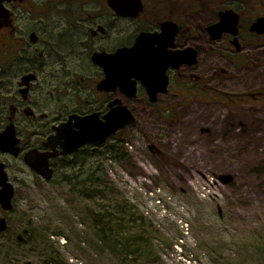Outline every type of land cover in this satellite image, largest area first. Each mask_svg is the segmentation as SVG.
Returning <instances> with one entry per match:
<instances>
[{"label":"rangeland","instance_id":"1","mask_svg":"<svg viewBox=\"0 0 264 264\" xmlns=\"http://www.w3.org/2000/svg\"><path fill=\"white\" fill-rule=\"evenodd\" d=\"M49 1L16 4L22 12L15 39L29 41L31 31L42 36L26 8L46 10ZM261 42L258 59L246 41L243 62L223 51L224 41L214 44L216 92L261 91L258 101L230 102L215 93L152 104L141 94L118 96L135 122L107 144L83 146L61 160L51 179L1 156L15 194L12 209L2 212L0 264H264ZM73 64L62 65L56 88L77 81L83 88L98 74L89 61L84 70ZM35 98L50 118L95 109L100 100L88 88Z\"/></svg>","mask_w":264,"mask_h":264},{"label":"flooded vegetation","instance_id":"2","mask_svg":"<svg viewBox=\"0 0 264 264\" xmlns=\"http://www.w3.org/2000/svg\"><path fill=\"white\" fill-rule=\"evenodd\" d=\"M140 1L141 7L134 16L120 15L111 7L110 0H50L52 7L46 10L32 9L35 4L30 0L4 2L7 11L0 16V134L11 125L18 140L16 155L0 150V164L8 181L11 182L8 167L1 156H12L27 166L33 175L42 178L25 162L26 154L33 151L57 153L47 159V166L54 174L59 162L70 156L61 155L59 145L52 147L55 128L65 123L72 114L84 116L97 112L102 118L111 100L127 96L124 85L116 82L99 88L105 73L93 57L96 54H114L122 47H132L142 33L150 79L143 84L135 77L130 78L129 83L133 82L136 96H145L149 103L153 90H158L155 94L157 101L165 96L206 98L213 97L215 93L227 96L230 102L261 99V91H247L235 96L216 92L214 44L224 41L223 51L231 54L236 62H243L246 56L240 54L249 40L250 50L254 51L253 58L259 59L264 33L252 31L251 27L257 18L264 17V0ZM92 2L94 5L90 6ZM16 4L31 5L32 8H26V11L35 13L32 26L39 27L38 33H43L42 36L31 31L29 41L20 37L15 39L18 27L15 22L22 12ZM224 12H228L230 23L236 16L237 33L224 31L219 38L213 39L209 26L219 22ZM203 14L215 16L216 20L205 21ZM192 53L194 57L190 56ZM193 59H196L195 63L189 64ZM71 61L82 70L89 61L98 74L89 86L85 84L82 88L77 81L56 88L55 75L63 72L62 65ZM56 65L60 67L57 71L54 70ZM50 66L51 73H48ZM85 88L100 99L94 100L93 105L98 107L86 112L72 110L57 118L44 114L41 108L46 106L35 98L59 91L65 94L70 89L79 94ZM2 212L5 211L0 206V218L4 217Z\"/></svg>","mask_w":264,"mask_h":264},{"label":"water","instance_id":"3","mask_svg":"<svg viewBox=\"0 0 264 264\" xmlns=\"http://www.w3.org/2000/svg\"><path fill=\"white\" fill-rule=\"evenodd\" d=\"M11 0H0V16L5 14L7 9L4 2ZM109 4L120 15L134 16L141 7L140 0H110ZM222 17L219 22L209 26V31L213 34L212 38H219L224 31H232L237 33V18L229 22L228 12L221 13ZM231 29V30H230ZM252 31L264 33V17L257 18L251 27ZM194 57V53L190 55ZM96 64L101 66L105 73V79L99 84V88L103 85H109L110 82L124 85L127 97L136 96L135 86L129 80L132 77L139 79L143 84L150 78L147 74L148 61L144 53V34H140L132 47L119 48L114 54L103 55L96 54L93 57ZM196 59L189 61L194 64ZM107 82V83H106ZM158 90H153L149 96L151 103L156 102ZM136 120L132 111L124 105L119 98H115L108 103V110L103 114L102 118L99 113L94 112L88 115L80 116L72 114L68 120L56 127V135L51 139L52 147L59 145L61 147L60 154L68 155L86 144L93 146H101L106 140L114 135L118 129L134 123ZM18 140L15 138L13 127L8 126L0 134V150L9 152L14 155L18 153ZM151 149H153L151 147ZM57 153H40L30 152L25 156V162L40 176L48 180L52 177V169L48 168L47 159ZM0 206L3 210L12 209V198L14 196L13 184L8 181V176L4 171L3 165L0 164ZM7 229V221L4 217L0 218V233Z\"/></svg>","mask_w":264,"mask_h":264},{"label":"trees","instance_id":"4","mask_svg":"<svg viewBox=\"0 0 264 264\" xmlns=\"http://www.w3.org/2000/svg\"><path fill=\"white\" fill-rule=\"evenodd\" d=\"M112 138H113V137H112ZM108 141H109V140H107L105 144H107V143H108ZM105 144H104V145H105ZM82 151H84V150H82ZM80 152H81V151H80ZM75 156H77V154H75V155H74V157H75Z\"/></svg>","mask_w":264,"mask_h":264}]
</instances>
